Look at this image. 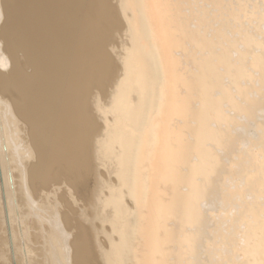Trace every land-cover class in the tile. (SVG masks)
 <instances>
[{
	"label": "bare ground",
	"instance_id": "obj_1",
	"mask_svg": "<svg viewBox=\"0 0 264 264\" xmlns=\"http://www.w3.org/2000/svg\"><path fill=\"white\" fill-rule=\"evenodd\" d=\"M110 2L0 0V264H264V0Z\"/></svg>",
	"mask_w": 264,
	"mask_h": 264
},
{
	"label": "rangeland",
	"instance_id": "obj_2",
	"mask_svg": "<svg viewBox=\"0 0 264 264\" xmlns=\"http://www.w3.org/2000/svg\"><path fill=\"white\" fill-rule=\"evenodd\" d=\"M111 4H112V6H115V13L117 14L116 16H117V18H118V21L120 22L121 21V17H120V20H119V16H120V12H119V9H118V6H117V3H116V0H111V2H110ZM117 11V12H116ZM123 21V20H122ZM121 25L120 26H122L123 25V22H121L120 23ZM121 28V27H120ZM123 28V27H122ZM116 33L115 34H117L118 32L117 31H115ZM122 32H123V30L120 32V35L119 36H117V43H116V45H114L115 46V48L116 49H118L119 48V46L121 47V45H120V43H121V37L123 38V36H122ZM111 46H109V48H108V52H109V54H110V56L112 57V58H114V60L116 61V64L118 65V69H116V72H115V74H114V76H113V79H112V85H113V83H114V81L117 79V76L119 75V73H120V67H119V64H118V62H117V60H116V58H115V55L113 54V52H111V48H110ZM21 56H22V53L21 52H19V53H16V57H19V58H21ZM8 57H10V56H8ZM10 59V58H9ZM28 72V73H30V71H29V69H26V70H24V72ZM25 72V73H26ZM4 73H6V72H4ZM109 86H111V84L109 85ZM110 88V87H109ZM108 88V89H109ZM99 96L100 95V90L99 89H93L92 91H91V93H90V96H89V100H88V105L90 106V109H91V111H92V114L95 116L96 115V113H95V111H94V108H93V105H92V100L95 98V96ZM102 103V105H104V104H107L106 103V101H103V102H101ZM250 131H251V128L249 129ZM59 183H61L60 185H62V181H59ZM58 184V183H57ZM50 187H52V188H54V187H61V186H59V185H55V184H53V185H51ZM48 188V190L50 189V190H52V188Z\"/></svg>",
	"mask_w": 264,
	"mask_h": 264
}]
</instances>
